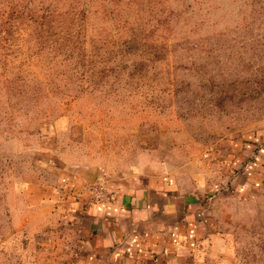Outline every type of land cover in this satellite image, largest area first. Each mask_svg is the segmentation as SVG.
I'll use <instances>...</instances> for the list:
<instances>
[{"label": "rangeland", "instance_id": "1", "mask_svg": "<svg viewBox=\"0 0 264 264\" xmlns=\"http://www.w3.org/2000/svg\"><path fill=\"white\" fill-rule=\"evenodd\" d=\"M74 11L81 44L116 65L86 81L37 52L40 15ZM256 141L264 0H0V264H264V173L245 171ZM134 179L202 194L200 225L154 263L91 255L76 216Z\"/></svg>", "mask_w": 264, "mask_h": 264}, {"label": "crops", "instance_id": "2", "mask_svg": "<svg viewBox=\"0 0 264 264\" xmlns=\"http://www.w3.org/2000/svg\"><path fill=\"white\" fill-rule=\"evenodd\" d=\"M256 142L253 157L249 159L251 164H248L245 169L248 173H250L249 169L254 166H256L255 169L264 173V141ZM134 180L108 183L105 197L88 202L81 208V213L76 216L85 224L87 237L90 240L88 244L92 250L91 255L105 256L100 253L101 249H105L108 253L113 252V255L118 256V249L124 248L122 257L126 256L127 261L131 258L137 259V256H140L138 249H142L147 253L145 256L154 260L159 257V254L168 253L169 247L176 245L175 241L179 239L177 244L182 247L181 243L186 232H192L190 229L186 230V226L200 225V217L196 219L193 212H197V216L204 214L202 194L180 195L176 193L177 196L172 195L173 198L181 196L184 198L171 199L167 191L168 187L160 180L150 181L148 184ZM232 183L233 181L230 180L229 185ZM188 198L194 200V207H186ZM173 200L178 206L172 209L174 218H171L168 213ZM190 213L192 217L188 216ZM133 226H137V229H133ZM134 230L139 233L136 237L132 234Z\"/></svg>", "mask_w": 264, "mask_h": 264}, {"label": "trees", "instance_id": "3", "mask_svg": "<svg viewBox=\"0 0 264 264\" xmlns=\"http://www.w3.org/2000/svg\"><path fill=\"white\" fill-rule=\"evenodd\" d=\"M69 13H73V11H70ZM76 13L77 12L74 11V14H71L70 18H66L68 13L43 12L38 21V34L40 37L38 40L37 52H43V50L49 49L54 52L53 56H58V54L63 53L62 60L65 61V63H69L68 65H71L72 67H80L82 71L79 78H81L82 81H86L88 78V72L97 69L104 71L106 66L109 65L105 63L107 59L104 58L106 57V51L109 48H105L104 45L99 44L94 45L91 49L87 50V47L81 44L82 33L78 29L77 22L74 18ZM64 24H66V30H64ZM132 36L130 37V40L122 42L125 49H129L128 51L137 49L134 42L136 41V38L133 36L135 40H131ZM91 57H96V59ZM134 64L136 65V62H134ZM109 66L115 67L116 65ZM126 68L130 69L128 66H123L121 69ZM121 69H119V71H121ZM130 77H133V75H130ZM142 77L143 75H141V78ZM215 193L216 191L206 195L208 197Z\"/></svg>", "mask_w": 264, "mask_h": 264}, {"label": "built area", "instance_id": "4", "mask_svg": "<svg viewBox=\"0 0 264 264\" xmlns=\"http://www.w3.org/2000/svg\"><path fill=\"white\" fill-rule=\"evenodd\" d=\"M97 191H98V198L101 197L103 199L105 197L106 185L105 184L101 185L100 188L97 189Z\"/></svg>", "mask_w": 264, "mask_h": 264}]
</instances>
